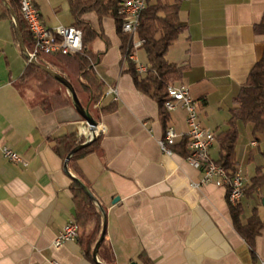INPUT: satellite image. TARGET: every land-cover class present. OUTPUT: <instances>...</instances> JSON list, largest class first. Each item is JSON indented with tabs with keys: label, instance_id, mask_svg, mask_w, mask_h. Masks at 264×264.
<instances>
[{
	"label": "crops",
	"instance_id": "1",
	"mask_svg": "<svg viewBox=\"0 0 264 264\" xmlns=\"http://www.w3.org/2000/svg\"><path fill=\"white\" fill-rule=\"evenodd\" d=\"M6 1L13 9L15 0ZM65 1L63 9L50 0H35L46 26L73 23ZM4 8L0 0V264H97L85 255L79 237L53 246L63 226L75 219L72 176L87 185L106 216L99 262L263 264L264 227L252 251L233 225L226 188L193 185L202 173L185 159V110L178 104L162 122L158 103L135 86L129 63L135 71L136 64L123 58L115 19L93 11L83 19L99 34L89 47L98 57L94 71L103 92L115 86L118 98L102 93L98 109L114 108L98 115V145L68 161L66 171L65 158L54 148L57 139L73 134L85 141L90 131L73 106L46 112L32 100L35 89L20 87L27 59ZM178 18L182 30L165 58L184 68L174 83L187 86L200 123L218 135L228 129L230 109L254 64L264 61V0H180ZM133 53L148 66L142 47ZM236 124V144L244 140L235 153V169L246 180L240 221L245 224L254 208L264 221V184L249 189L256 168L264 172V138L253 134L251 123ZM168 125L177 133L171 155L158 144ZM2 145L27 164L3 157ZM210 156L218 160L216 139Z\"/></svg>",
	"mask_w": 264,
	"mask_h": 264
},
{
	"label": "trees",
	"instance_id": "2",
	"mask_svg": "<svg viewBox=\"0 0 264 264\" xmlns=\"http://www.w3.org/2000/svg\"><path fill=\"white\" fill-rule=\"evenodd\" d=\"M121 1L67 0L74 19L72 24L82 32L83 51L75 55L36 56L35 58L37 63L49 66L70 82L79 102L83 107H87L89 114L96 121L99 113L111 111L114 106L110 105L101 109L97 107V103L103 93V83L96 76L93 67L98 57L89 47L99 34L83 19V15L86 12L93 11L99 17L112 16L116 22L117 32L122 37L123 48H125L128 44V37L121 31V17L118 13ZM15 3H17V0H15ZM179 3L180 0H175L172 4H166L160 0H156L154 3L151 2L143 10L140 16L138 37L144 40L141 47L147 55V70L144 74H139L135 71L133 65L129 63V69L133 74L136 88L148 94L158 103L160 117L163 123L167 119V112L163 107L164 101L167 99V86L170 83L179 81L184 69L182 66L168 62L165 58L168 47L182 30L178 18ZM13 8L18 16L23 42L27 51L30 52L32 50L31 36L20 17L18 6L17 8L16 6ZM4 12L8 14L5 8ZM29 81H34L33 85L39 93L36 95L35 101L46 112L68 105L73 106L71 96L62 83L37 67L34 63L27 61L18 82ZM238 120L243 123H251L253 125V134L259 133L264 138L263 60L254 64L247 77V81L241 86L235 98V106L230 109L228 129L216 135V140L219 145L217 163L231 171L235 170L236 164L234 146L238 136L236 124ZM83 141V139H78L75 135L69 134L57 139L54 148L65 158L72 148ZM97 145L98 137L96 136L89 145L72 154L69 161L92 152ZM261 153L264 155V150ZM78 176L80 177L79 173ZM80 181L83 183L81 179ZM83 184L86 185L85 183ZM263 184L264 172L257 167L256 174L251 179L250 192ZM70 190L75 203V221L79 228V241L84 248L85 255L91 258L93 247L102 229V213L97 203L85 193L76 181L72 180ZM229 206L235 229L245 238L253 251L254 238L260 229L264 227V221L259 218L257 210L254 208L247 222L242 224L240 221V215L242 213L241 205ZM103 259L106 262L112 261V257L110 260H106L104 257Z\"/></svg>",
	"mask_w": 264,
	"mask_h": 264
},
{
	"label": "built area",
	"instance_id": "3",
	"mask_svg": "<svg viewBox=\"0 0 264 264\" xmlns=\"http://www.w3.org/2000/svg\"><path fill=\"white\" fill-rule=\"evenodd\" d=\"M152 1L122 0L119 4L118 13L121 17V31L128 37V44L123 50V58L135 62L136 71L139 74H144L147 66L137 61L133 50L143 45L144 40L138 37L140 16ZM17 4L20 17L31 36L32 50L29 52L30 56L36 58V56L75 55L83 51L82 32L79 28L73 24L48 27L41 19L35 0H17ZM166 91L167 99L163 104L165 111L169 112L180 104L186 112L187 155L185 159L192 167L202 173L201 180L198 183H193V185L213 184L225 187L228 203L230 205L240 204L245 196L246 180L239 170H227L211 158L210 148L216 139V134L200 123L196 101L190 95L187 86L170 83ZM103 94L112 95L113 100L118 98L115 86H108ZM95 134H98L97 129ZM176 136L175 129L168 125L167 132H164V138L158 141L160 150L163 153L172 154L171 146L175 144ZM1 153L8 160L27 164L18 152L7 145L1 146ZM78 230L75 219L69 220L55 237L53 246L59 247L67 241L77 239ZM51 264L60 263L52 260Z\"/></svg>",
	"mask_w": 264,
	"mask_h": 264
},
{
	"label": "water",
	"instance_id": "4",
	"mask_svg": "<svg viewBox=\"0 0 264 264\" xmlns=\"http://www.w3.org/2000/svg\"><path fill=\"white\" fill-rule=\"evenodd\" d=\"M3 2H4L5 7L7 8V10L9 11V13H10V15L12 17L13 23L15 25L16 34H17V38H18V42H19V45H20L21 52L23 53V55L25 56L27 61L31 62V63H34L37 67H39L40 69H42L45 72H47L49 75L54 77L56 80H58L60 83H62L66 87L68 93L71 96L73 107L75 108L77 113L83 118V120L85 121V123L88 126V129L90 131V136L85 141H83L82 143H80L77 146H75L74 148H72L69 151V153L66 155V157L64 159V168L67 171V163L70 160L71 155L74 154L75 152H77L78 150H80L81 148L86 147L87 145H89L90 142L96 138L97 135L95 134V131L97 129L98 122L96 120H94L92 118V116L89 114V112L87 110V107H83L82 104L79 102V100L77 98V95H76V93L74 91L73 86L70 84V82L67 81L66 78H64L63 76L58 74L56 71L52 70L49 66L37 63L36 60H35V57L29 55V52L27 51V49L25 47V44L23 42L18 16L14 12V10L9 6V4L7 3L6 0H3ZM71 178L74 181H76L83 188L85 193L92 200H94L97 203L99 209L101 210L102 218H103L102 229H101V233H100V235H99V237H98V239L95 242V245L93 247L92 258L97 264H104V263L98 261L97 252H98V249H99L101 243L104 240L105 233H106V216H105V213H104L102 207L100 206L99 202L97 201V199L92 195V193L89 191V189L86 187V185H84L77 177H73L72 176ZM116 199L117 198H115V200ZM262 205H264V197L262 198Z\"/></svg>",
	"mask_w": 264,
	"mask_h": 264
},
{
	"label": "rangeland",
	"instance_id": "5",
	"mask_svg": "<svg viewBox=\"0 0 264 264\" xmlns=\"http://www.w3.org/2000/svg\"><path fill=\"white\" fill-rule=\"evenodd\" d=\"M51 2H52V4H53V6L54 5H58V6H61V7H63V9H64V4L66 3V1L65 0H50ZM16 6V8H17V5H15V3H14V7ZM13 10H14V8H13ZM14 12H15V10H14ZM16 13V12H15ZM17 15V14H16ZM19 83V85H20V87L22 88V89H24V90H26L27 88H32V89H35V92H36V94H39L38 93V91L36 90V88L35 87H33V84H34V81H29V82H18ZM34 102H36L35 101V99L33 98L32 99ZM239 137L237 136V139H238ZM244 139H242L239 143H237L236 144V142H235V146H234V153H236V151H237V153H239V152H241V150H242V148H243V141Z\"/></svg>",
	"mask_w": 264,
	"mask_h": 264
},
{
	"label": "bare ground",
	"instance_id": "6",
	"mask_svg": "<svg viewBox=\"0 0 264 264\" xmlns=\"http://www.w3.org/2000/svg\"><path fill=\"white\" fill-rule=\"evenodd\" d=\"M168 127V126H167ZM167 127H166V129H165V131L164 132H167Z\"/></svg>",
	"mask_w": 264,
	"mask_h": 264
}]
</instances>
